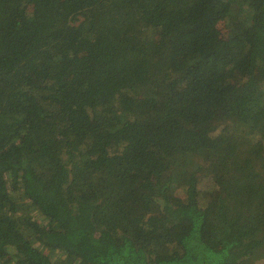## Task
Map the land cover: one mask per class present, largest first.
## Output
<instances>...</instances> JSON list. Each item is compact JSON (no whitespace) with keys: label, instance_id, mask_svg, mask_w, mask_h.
I'll use <instances>...</instances> for the list:
<instances>
[{"label":"trees","instance_id":"1","mask_svg":"<svg viewBox=\"0 0 264 264\" xmlns=\"http://www.w3.org/2000/svg\"><path fill=\"white\" fill-rule=\"evenodd\" d=\"M264 258V0H0V264Z\"/></svg>","mask_w":264,"mask_h":264},{"label":"rangeland","instance_id":"2","mask_svg":"<svg viewBox=\"0 0 264 264\" xmlns=\"http://www.w3.org/2000/svg\"><path fill=\"white\" fill-rule=\"evenodd\" d=\"M255 264H264V258L257 260Z\"/></svg>","mask_w":264,"mask_h":264}]
</instances>
